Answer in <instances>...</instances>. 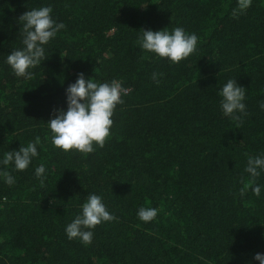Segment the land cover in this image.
<instances>
[{
  "label": "trees",
  "instance_id": "1",
  "mask_svg": "<svg viewBox=\"0 0 264 264\" xmlns=\"http://www.w3.org/2000/svg\"><path fill=\"white\" fill-rule=\"evenodd\" d=\"M237 4L0 0V161L40 138L26 170L0 163L14 178L9 186L0 176V264H259L264 170L253 178L245 168L249 156L264 157V0L234 18ZM40 7H51L65 27L28 70L32 79L17 77L6 60L24 47L19 18ZM177 27L198 37L196 51L178 64L138 43L142 30ZM80 73L129 89L104 147L94 144L90 154L55 148L47 124L67 111L66 90ZM229 79L246 89L242 123L220 108ZM90 194L116 220L92 229L84 245L65 229ZM141 207L157 209L156 218L141 221Z\"/></svg>",
  "mask_w": 264,
  "mask_h": 264
},
{
  "label": "clouds",
  "instance_id": "2",
  "mask_svg": "<svg viewBox=\"0 0 264 264\" xmlns=\"http://www.w3.org/2000/svg\"><path fill=\"white\" fill-rule=\"evenodd\" d=\"M252 0H238L237 8L233 10V17L245 12L251 6ZM51 7H40L25 12L20 16L22 24L20 32L22 35L23 48L14 50L8 56L6 63L11 67L17 77L32 79V74L28 70L35 68L44 61L45 49L49 41L63 29V23H56L52 17ZM142 37L138 43L140 47L149 53L156 54L159 58H167L171 63L178 64L188 58L196 51L198 37L195 34H188L182 27L174 28L171 34L165 29L162 31H141ZM153 80H157V74L153 73ZM129 89L122 86L119 80L111 82L97 83L92 79L86 80L83 73L78 74L75 83L69 85L66 90L67 111H59L54 119H50L47 124L52 132L51 143L57 149L68 153L76 150L82 154H90L94 151L93 145L103 148L106 140L110 136V129L113 125L114 109L118 104H122L121 96ZM221 97L220 108L223 115L230 117L234 121L242 123V117L237 115L246 112L245 100L246 89L237 84V80L229 79L218 93ZM264 109V102L260 104ZM40 138L36 137L34 142L27 146H21L19 151H8L4 154L2 163L5 168L9 164H14L16 171H24L30 165L32 159L38 155L37 145ZM264 170V157L249 156L245 171L256 178L260 175L258 171ZM45 166L40 164L35 169V176L44 186ZM5 182L11 186L14 183L13 176L7 171L0 172ZM251 186V182L246 187ZM256 196L260 195V187L252 188ZM244 195V189H241ZM158 210L150 207H141L138 210V218L143 222H151L156 218ZM116 220V217L106 210L102 198L95 194H90L87 201L82 205V214L66 227L65 231L69 240L79 238L84 245H90L93 239L91 231L102 222ZM255 260L259 264H264V255L256 254Z\"/></svg>",
  "mask_w": 264,
  "mask_h": 264
}]
</instances>
